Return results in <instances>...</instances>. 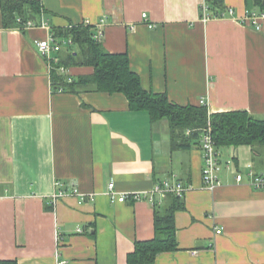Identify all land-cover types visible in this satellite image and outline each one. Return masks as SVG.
<instances>
[{"label": "crops", "instance_id": "obj_1", "mask_svg": "<svg viewBox=\"0 0 264 264\" xmlns=\"http://www.w3.org/2000/svg\"><path fill=\"white\" fill-rule=\"evenodd\" d=\"M200 1L40 0L37 22L47 25L30 27H4L0 11V260L128 264L135 242L154 237V212L167 198L132 194L169 179L190 189L174 216L177 249L153 264H264V190L246 183L250 167L264 175V145L219 148L221 184L207 190L199 137L172 140L167 119L152 122L119 92L54 90L35 44L53 28L104 18L100 41L127 52L144 89L180 105L203 99L212 114L264 118V19L256 30L241 20L255 10L247 0H221L216 14L231 7L233 16L210 9L203 20ZM111 181L125 201L110 199Z\"/></svg>", "mask_w": 264, "mask_h": 264}, {"label": "trees", "instance_id": "obj_2", "mask_svg": "<svg viewBox=\"0 0 264 264\" xmlns=\"http://www.w3.org/2000/svg\"><path fill=\"white\" fill-rule=\"evenodd\" d=\"M254 9H262L264 0H247ZM210 9L221 7V0H212ZM0 11L4 27H21L28 20L37 21L43 11L40 0H0ZM20 18V21L17 18ZM58 37L69 38L71 43L65 52L59 51L58 60L50 61V78L54 90L73 93L96 91L122 93L130 109L146 110L152 122L167 119L172 140L199 137L200 128L210 123L216 149L225 146L264 145V118L255 117L245 110L209 113L201 103L184 104L170 102L165 93L146 90L141 85L140 75L130 67L127 52L114 53L104 48L102 42L93 37V26L74 24L66 29L53 28ZM75 46V47H74ZM74 66H90L92 72L70 76L61 72ZM71 80H68V79ZM185 129L192 132L186 135ZM187 137V138H186ZM200 142V141H199ZM183 144H179L182 146ZM185 147V145H183ZM187 147L189 145H186ZM166 202L154 212V237L135 242L127 255L128 264H153L159 253L177 249L175 212L184 207L182 196L166 194ZM0 264H17L15 260H0Z\"/></svg>", "mask_w": 264, "mask_h": 264}, {"label": "built area", "instance_id": "obj_3", "mask_svg": "<svg viewBox=\"0 0 264 264\" xmlns=\"http://www.w3.org/2000/svg\"><path fill=\"white\" fill-rule=\"evenodd\" d=\"M211 0H201L200 1V8L202 11V18L203 20H207L209 16H212L210 6H211ZM234 10L231 7L226 8L223 13L219 12L218 14H215L216 16H233ZM146 17V13H142V18ZM264 19V7L262 9H255V10H245L244 15H242V22L245 24H252L256 30H260L261 23L260 21ZM18 21H20V18H17ZM84 25H91L95 26L93 37L97 40H100L102 36L104 35V26H105V19L100 18L97 23L92 24L91 20L86 19L83 21ZM36 25H47V22L45 20H39L33 21L28 20V22H24L22 24L23 27H30V26H36ZM70 25L69 27H72ZM149 26L152 27L153 25L149 23ZM71 43V40L69 38H60L56 36L53 32L49 34L48 37L45 39L35 40L36 47L38 51L48 60L50 61H57L58 58L54 57L52 54L53 52H59L61 48L64 45H68ZM59 70L61 72H66L67 69L64 67H60ZM68 80H71L70 78ZM199 103L202 105H205V101L203 99L198 100ZM210 123L208 122L207 126L204 128H200V149L202 153V185L207 190L213 191L215 187H218L221 184L220 179V156L219 152L216 149L215 141L212 136ZM186 134H190L192 132L191 129H185ZM229 164V162H228ZM247 176L249 177L248 183L250 186L256 189L264 190V175L256 174L251 167L249 168L247 172ZM244 178V174L241 172H237L236 174V180L238 182H242ZM56 185H59V182H56ZM108 196L112 201H125L127 198V194H117L114 191V183L111 181L108 183ZM188 189H190V185H184L181 182L171 181L169 179L163 180L158 184H155L153 189L149 194H142L139 192L133 193L132 197L135 200L141 199V198H147L148 201L153 202V195L154 194H161L166 195L167 193H175L178 196H182L184 192H186ZM73 193L80 194L76 189H73ZM64 196L66 195V192L63 190H60L56 196ZM77 231H81L80 228H77ZM222 230L221 228H216V232L220 233Z\"/></svg>", "mask_w": 264, "mask_h": 264}, {"label": "rangeland", "instance_id": "obj_4", "mask_svg": "<svg viewBox=\"0 0 264 264\" xmlns=\"http://www.w3.org/2000/svg\"><path fill=\"white\" fill-rule=\"evenodd\" d=\"M256 145H259L258 143H256Z\"/></svg>", "mask_w": 264, "mask_h": 264}]
</instances>
